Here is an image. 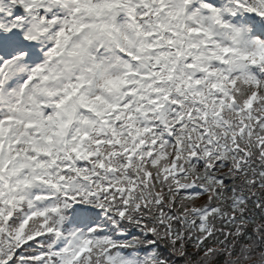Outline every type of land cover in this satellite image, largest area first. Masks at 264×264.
<instances>
[{"label": "snow or ice", "instance_id": "6c2138e0", "mask_svg": "<svg viewBox=\"0 0 264 264\" xmlns=\"http://www.w3.org/2000/svg\"><path fill=\"white\" fill-rule=\"evenodd\" d=\"M0 264H264V0H0Z\"/></svg>", "mask_w": 264, "mask_h": 264}]
</instances>
